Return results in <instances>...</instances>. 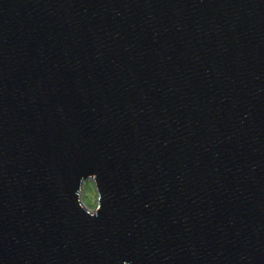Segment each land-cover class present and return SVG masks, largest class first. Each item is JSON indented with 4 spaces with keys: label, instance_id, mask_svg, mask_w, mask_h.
Wrapping results in <instances>:
<instances>
[{
    "label": "water",
    "instance_id": "1",
    "mask_svg": "<svg viewBox=\"0 0 264 264\" xmlns=\"http://www.w3.org/2000/svg\"><path fill=\"white\" fill-rule=\"evenodd\" d=\"M0 264H264V0H0Z\"/></svg>",
    "mask_w": 264,
    "mask_h": 264
},
{
    "label": "rangeland",
    "instance_id": "2",
    "mask_svg": "<svg viewBox=\"0 0 264 264\" xmlns=\"http://www.w3.org/2000/svg\"><path fill=\"white\" fill-rule=\"evenodd\" d=\"M81 198L87 207L93 208L97 198V190L91 178L83 181Z\"/></svg>",
    "mask_w": 264,
    "mask_h": 264
}]
</instances>
